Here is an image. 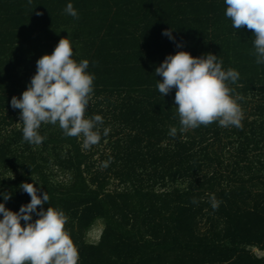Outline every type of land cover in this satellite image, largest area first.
<instances>
[{"label": "trees", "instance_id": "trees-1", "mask_svg": "<svg viewBox=\"0 0 264 264\" xmlns=\"http://www.w3.org/2000/svg\"><path fill=\"white\" fill-rule=\"evenodd\" d=\"M69 2L78 18L65 13ZM225 10L224 0H0L6 208L18 212L30 202L19 187L24 182L48 192L43 207L65 212L79 264H264L253 251H264V65L255 63L253 30L234 29ZM68 37L73 59L88 60L95 76L85 118L104 120L101 141L89 149L82 136L67 137L48 123L39 129L44 141L29 144L20 110L11 107L37 60ZM178 51L212 53L224 70L239 72L229 87L243 112L241 127L213 122L179 131L175 89L163 97L155 76ZM96 224L102 230L90 242Z\"/></svg>", "mask_w": 264, "mask_h": 264}, {"label": "clouds", "instance_id": "clouds-1", "mask_svg": "<svg viewBox=\"0 0 264 264\" xmlns=\"http://www.w3.org/2000/svg\"><path fill=\"white\" fill-rule=\"evenodd\" d=\"M224 4L225 16L234 29L246 26L253 30L255 63L264 65V0H224ZM64 11L78 18L71 2ZM162 35L175 42L171 30ZM73 55L70 38H61L51 55L37 60L36 73L27 90L20 98L11 99V107L20 110L23 139L29 144L44 141L45 137L39 133L42 123L58 124L67 137L82 136L84 149L101 141L102 116L85 118L95 76L87 71L88 60L77 62ZM222 65L223 61L212 53L193 57L189 52L178 51L166 56L155 69V76L162 77V82L157 80L159 94L164 97L175 89L180 132L213 122L221 127L242 126L243 112L229 87V83L239 80L240 74L232 68L224 70ZM177 132L176 127H171L168 134L175 138ZM107 134L108 129H103V135ZM107 166L108 162L102 164ZM19 187L29 195L30 202L18 212L5 206L11 195L0 193L5 202L0 203V264H79L78 249L65 229L68 220L65 212L51 206L45 210L43 205H49L48 192H42L34 183L24 182ZM193 203L197 201L194 199ZM219 203L212 194V208H218ZM33 216L38 218L33 221Z\"/></svg>", "mask_w": 264, "mask_h": 264}, {"label": "rangeland", "instance_id": "rangeland-1", "mask_svg": "<svg viewBox=\"0 0 264 264\" xmlns=\"http://www.w3.org/2000/svg\"><path fill=\"white\" fill-rule=\"evenodd\" d=\"M101 230H102V226L100 224H96L95 227L93 228V230L88 235V241L96 242L99 238ZM253 251L259 257H264V251H258L257 249H253Z\"/></svg>", "mask_w": 264, "mask_h": 264}]
</instances>
